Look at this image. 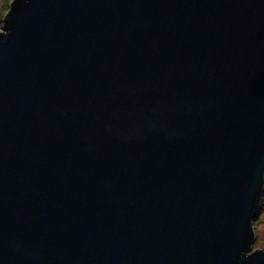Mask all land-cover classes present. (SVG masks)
I'll return each mask as SVG.
<instances>
[{
    "label": "water",
    "instance_id": "1",
    "mask_svg": "<svg viewBox=\"0 0 264 264\" xmlns=\"http://www.w3.org/2000/svg\"><path fill=\"white\" fill-rule=\"evenodd\" d=\"M264 0H12L0 30V264H264Z\"/></svg>",
    "mask_w": 264,
    "mask_h": 264
},
{
    "label": "rangeland",
    "instance_id": "2",
    "mask_svg": "<svg viewBox=\"0 0 264 264\" xmlns=\"http://www.w3.org/2000/svg\"><path fill=\"white\" fill-rule=\"evenodd\" d=\"M12 0H0V30L3 29L4 17L5 14L10 9V4ZM256 227L257 238L254 241L253 247L262 248L264 246V198L262 207L259 215L254 220Z\"/></svg>",
    "mask_w": 264,
    "mask_h": 264
}]
</instances>
